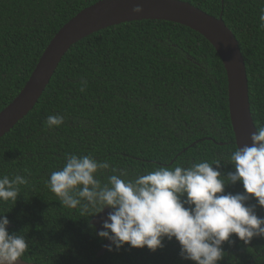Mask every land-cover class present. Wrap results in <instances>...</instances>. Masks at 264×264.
<instances>
[{
	"label": "trees",
	"instance_id": "obj_1",
	"mask_svg": "<svg viewBox=\"0 0 264 264\" xmlns=\"http://www.w3.org/2000/svg\"><path fill=\"white\" fill-rule=\"evenodd\" d=\"M99 0H0V112L29 80L54 35L81 10ZM219 17L243 56L250 112L264 127V0H180ZM49 115L64 123L49 129ZM237 147L228 109L227 78L211 44L187 27L134 21L96 32L62 58L33 109L0 138V176L21 175L16 202H0L8 231L25 236L23 261L36 264H193L165 239L152 253L125 246L97 256L101 240L90 224L95 213L68 209L47 180L69 154L91 155L135 179L157 168L219 162L234 171ZM242 191L230 185L225 192ZM254 204L255 201H250ZM264 218V210L257 208ZM223 245L219 264H264V238Z\"/></svg>",
	"mask_w": 264,
	"mask_h": 264
},
{
	"label": "clouds",
	"instance_id": "obj_2",
	"mask_svg": "<svg viewBox=\"0 0 264 264\" xmlns=\"http://www.w3.org/2000/svg\"><path fill=\"white\" fill-rule=\"evenodd\" d=\"M143 11L141 6L132 9ZM264 27V13L260 16ZM64 117L49 115L45 124L58 128ZM251 145L238 147L230 157L234 171L222 174L219 162L203 161L190 167L157 168L135 179H125L120 171L102 183L98 174L110 168L91 155L69 154L59 170L48 180L49 190L62 207L79 208L82 213L110 209L97 235L108 241L107 251L119 252L125 246L155 253L165 239L180 246V258L193 264H219L223 245L235 236L244 244L264 238V127L251 135ZM28 180L21 176H0V202H16L20 186ZM242 191L225 192L230 185ZM250 201H255L250 204ZM9 220L0 214V264H17L28 244L24 235L8 231Z\"/></svg>",
	"mask_w": 264,
	"mask_h": 264
},
{
	"label": "water",
	"instance_id": "obj_3",
	"mask_svg": "<svg viewBox=\"0 0 264 264\" xmlns=\"http://www.w3.org/2000/svg\"><path fill=\"white\" fill-rule=\"evenodd\" d=\"M141 6L143 11L134 14L132 9ZM165 21L189 28L201 35L218 54L227 78L228 109L236 147L251 145L254 125L249 104L246 68L239 44L233 33L219 17L180 0H99L81 10L54 35L41 55L29 80L18 95L0 112V138L22 120L36 105L48 86L62 58L82 39L106 28L134 21ZM110 209L93 216L90 224L102 230ZM97 256L107 250L105 245ZM17 264H36L18 261Z\"/></svg>",
	"mask_w": 264,
	"mask_h": 264
}]
</instances>
